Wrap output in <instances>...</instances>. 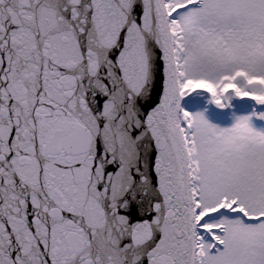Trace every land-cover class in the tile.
<instances>
[{
  "label": "snow or ice",
  "instance_id": "snow-or-ice-1",
  "mask_svg": "<svg viewBox=\"0 0 264 264\" xmlns=\"http://www.w3.org/2000/svg\"><path fill=\"white\" fill-rule=\"evenodd\" d=\"M264 0H0V264H264Z\"/></svg>",
  "mask_w": 264,
  "mask_h": 264
},
{
  "label": "trees",
  "instance_id": "trees-1",
  "mask_svg": "<svg viewBox=\"0 0 264 264\" xmlns=\"http://www.w3.org/2000/svg\"><path fill=\"white\" fill-rule=\"evenodd\" d=\"M207 101L208 94L205 93L197 99L188 98L184 103V107L190 112L202 110L210 121L224 127L231 125V123L235 121V116L251 114L253 111L257 113L264 111V105H256L254 101L247 98L233 99L231 107L227 109H219L215 105L209 104ZM250 125L254 130L264 133V120L253 117Z\"/></svg>",
  "mask_w": 264,
  "mask_h": 264
},
{
  "label": "rangeland",
  "instance_id": "rangeland-1",
  "mask_svg": "<svg viewBox=\"0 0 264 264\" xmlns=\"http://www.w3.org/2000/svg\"><path fill=\"white\" fill-rule=\"evenodd\" d=\"M188 99V98H187ZM187 99L185 100V102L187 101ZM182 107H184V105L182 106ZM185 108V107H184ZM186 109V108H185ZM187 110V109H186ZM196 111H202V110H196ZM196 111H194V112H196ZM193 112V113H194ZM205 114V113H204ZM205 117H206V115H205ZM207 118V117H206ZM258 118V117H257ZM208 119V118H207ZM259 119V118H258ZM209 120V119H208ZM262 120H264V119H262ZM210 121V120H209ZM211 123H213L212 121H210ZM235 123V121L234 122H232L231 123V125H229L228 127H231L233 124ZM213 124H215V123H213ZM250 124H251V120H250ZM215 125H217V124H215ZM217 126H219V125H217ZM219 127H224V126H219ZM252 127V126H251ZM253 128V127H252ZM254 130V129H253ZM254 131H257V130H254ZM260 132V131H259Z\"/></svg>",
  "mask_w": 264,
  "mask_h": 264
},
{
  "label": "water",
  "instance_id": "water-1",
  "mask_svg": "<svg viewBox=\"0 0 264 264\" xmlns=\"http://www.w3.org/2000/svg\"><path fill=\"white\" fill-rule=\"evenodd\" d=\"M186 99H187V98H185V99L182 101V106L184 105Z\"/></svg>",
  "mask_w": 264,
  "mask_h": 264
}]
</instances>
